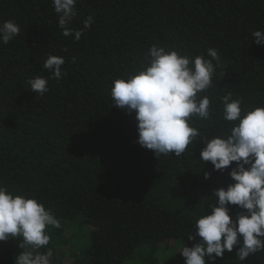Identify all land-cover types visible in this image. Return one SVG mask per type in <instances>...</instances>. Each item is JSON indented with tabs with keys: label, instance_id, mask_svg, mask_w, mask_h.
<instances>
[{
	"label": "trees",
	"instance_id": "1",
	"mask_svg": "<svg viewBox=\"0 0 264 264\" xmlns=\"http://www.w3.org/2000/svg\"><path fill=\"white\" fill-rule=\"evenodd\" d=\"M76 9L74 29L95 20L79 41L62 35L52 0H0V23L20 27L0 43V185L59 219L40 250L51 251L50 264H160L166 253L165 264H185L179 249L196 243L186 233L211 214L214 190L233 183L235 162L219 171L200 160L210 138L230 134L221 97L231 93L244 110L264 106V45L252 38L264 31V0H77ZM154 44L193 58L215 48L221 57L213 86L199 94L211 100V117L190 124L205 138L180 157L141 147L135 112L110 96L113 80ZM50 55L65 60L60 80L43 70ZM35 76L48 78L44 96L27 84ZM229 208L233 219L241 212ZM19 242L0 241V264H14ZM214 264H264V251L240 262L234 248Z\"/></svg>",
	"mask_w": 264,
	"mask_h": 264
},
{
	"label": "clouds",
	"instance_id": "2",
	"mask_svg": "<svg viewBox=\"0 0 264 264\" xmlns=\"http://www.w3.org/2000/svg\"><path fill=\"white\" fill-rule=\"evenodd\" d=\"M76 3L77 0H52L62 35L79 41L95 20L89 15L81 22L82 28L71 27L77 16ZM19 34L20 27L14 21L0 23V43L8 44ZM252 38L256 44L264 45V31H254ZM64 64L63 57L50 55L43 70L50 73V78L60 80L66 74ZM220 66L221 57L215 48L193 58L154 44L138 68L113 80V106L128 114L135 112L141 147L151 150L157 159L173 154L180 157L190 144L205 138L190 124L194 117L210 119L212 102L207 95L199 94L213 86ZM27 84L39 96L49 91L45 77L35 76ZM221 103L223 119L230 122V134L210 138L201 150L200 160L211 162L219 171L235 162L229 173L233 183L227 189L214 190L211 214L200 215L192 224L195 233H186L188 240L196 243L180 250L185 264H214L225 251L232 252L234 248L240 262L264 251V106L244 110L241 99L233 100L231 93L221 97ZM204 177L210 178V173ZM229 205L241 209L234 219ZM49 226L61 227L51 209L36 198L0 185V241L20 238L18 247L22 249L14 264H50L51 251H40L50 242Z\"/></svg>",
	"mask_w": 264,
	"mask_h": 264
},
{
	"label": "rangeland",
	"instance_id": "3",
	"mask_svg": "<svg viewBox=\"0 0 264 264\" xmlns=\"http://www.w3.org/2000/svg\"><path fill=\"white\" fill-rule=\"evenodd\" d=\"M166 246V244L165 243H162V245H161V247H165ZM182 248H180L179 250H181ZM170 252V251H169ZM168 259V253H166L164 256H163V258H162V260L160 261V264H165V262H166V260ZM65 262L66 263H70L71 262V259L70 258H66L65 259Z\"/></svg>",
	"mask_w": 264,
	"mask_h": 264
}]
</instances>
